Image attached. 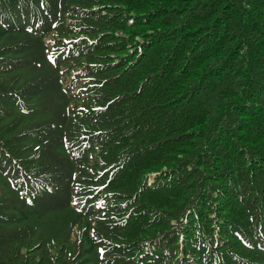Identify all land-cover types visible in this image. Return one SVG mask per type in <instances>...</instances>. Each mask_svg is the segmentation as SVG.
Listing matches in <instances>:
<instances>
[{
    "label": "trees",
    "instance_id": "trees-1",
    "mask_svg": "<svg viewBox=\"0 0 264 264\" xmlns=\"http://www.w3.org/2000/svg\"><path fill=\"white\" fill-rule=\"evenodd\" d=\"M0 264H264V0H0Z\"/></svg>",
    "mask_w": 264,
    "mask_h": 264
},
{
    "label": "clouds",
    "instance_id": "clouds-1",
    "mask_svg": "<svg viewBox=\"0 0 264 264\" xmlns=\"http://www.w3.org/2000/svg\"><path fill=\"white\" fill-rule=\"evenodd\" d=\"M71 42L72 41L65 39L63 46L60 47V46H57L55 42L50 41V44H49L50 52L48 55L49 59L52 61H55L56 63H59L64 53L67 52V54H70V50L73 48V44ZM74 74H78V73H74Z\"/></svg>",
    "mask_w": 264,
    "mask_h": 264
},
{
    "label": "rangeland",
    "instance_id": "rangeland-1",
    "mask_svg": "<svg viewBox=\"0 0 264 264\" xmlns=\"http://www.w3.org/2000/svg\"><path fill=\"white\" fill-rule=\"evenodd\" d=\"M2 117H3V116H2ZM14 117H16V114L13 115V116H9V117H3V121H10V120H11L12 118H14ZM43 234H44V236H45V234L47 235V234H49V233L44 232Z\"/></svg>",
    "mask_w": 264,
    "mask_h": 264
}]
</instances>
